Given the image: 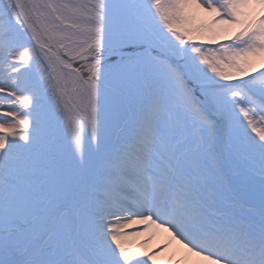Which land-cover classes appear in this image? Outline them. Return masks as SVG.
I'll use <instances>...</instances> for the list:
<instances>
[{
  "label": "snow or ice",
  "instance_id": "obj_1",
  "mask_svg": "<svg viewBox=\"0 0 264 264\" xmlns=\"http://www.w3.org/2000/svg\"><path fill=\"white\" fill-rule=\"evenodd\" d=\"M165 254L264 264V0H0V264Z\"/></svg>",
  "mask_w": 264,
  "mask_h": 264
},
{
  "label": "bare ground",
  "instance_id": "obj_2",
  "mask_svg": "<svg viewBox=\"0 0 264 264\" xmlns=\"http://www.w3.org/2000/svg\"><path fill=\"white\" fill-rule=\"evenodd\" d=\"M157 244L159 245V244H161V242L158 240V241H157ZM156 247H157V246L153 247V246L151 245V246H150V250H154V249H156ZM167 255H168V254H165L164 257H159V258H157V264H161V260H166Z\"/></svg>",
  "mask_w": 264,
  "mask_h": 264
},
{
  "label": "rangeland",
  "instance_id": "obj_3",
  "mask_svg": "<svg viewBox=\"0 0 264 264\" xmlns=\"http://www.w3.org/2000/svg\"><path fill=\"white\" fill-rule=\"evenodd\" d=\"M158 240L162 243L163 238H162V237H158L155 241H153V244H152L153 247H155V246L158 245V244H157V241H158Z\"/></svg>",
  "mask_w": 264,
  "mask_h": 264
}]
</instances>
